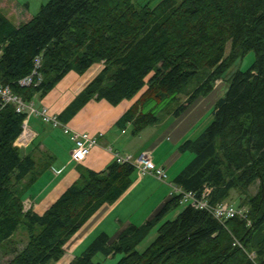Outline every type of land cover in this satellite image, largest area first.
Segmentation results:
<instances>
[{"label":"trees","instance_id":"obj_1","mask_svg":"<svg viewBox=\"0 0 264 264\" xmlns=\"http://www.w3.org/2000/svg\"><path fill=\"white\" fill-rule=\"evenodd\" d=\"M141 1L50 0L21 22L0 9V84L30 104L68 74L102 64L57 119L69 123L94 100L118 106L136 99L116 126L138 136L208 97L252 52L254 63L231 76L209 111L210 125L180 145L193 159L172 184L198 198L207 193L212 206L233 190L258 185V192L244 203L247 219L221 221L184 205L163 222L183 205L182 194L173 192L154 218L128 226L114 242L99 234L70 264H97L98 254L123 255L117 264H264V0ZM30 78V86L21 84ZM27 118L14 104L0 103V249L17 246L14 238L25 230L27 244L14 247L7 264H49L66 255V245L102 206L121 199L138 172L115 159L103 172L81 174L43 215L26 211L24 196L50 165L22 155L17 141ZM158 225L157 238L139 252Z\"/></svg>","mask_w":264,"mask_h":264},{"label":"crops","instance_id":"obj_2","mask_svg":"<svg viewBox=\"0 0 264 264\" xmlns=\"http://www.w3.org/2000/svg\"><path fill=\"white\" fill-rule=\"evenodd\" d=\"M10 1L0 0V9L7 12L9 17L16 16L19 22L22 19L33 18L26 15L28 9L25 5L24 8L19 5L17 9L14 7L11 9ZM102 69L103 65H96L84 75L74 72L68 74L42 100L34 99L38 104L37 109L47 108L51 115L58 117ZM211 94L206 98H199L180 117H169L161 124L147 128L138 136L131 135L130 127L121 129L116 126L136 99L124 101L118 106H112L104 100L91 101L66 124L72 132L88 133L98 139V146L82 163L71 162V153L75 148V143L70 134L66 135L61 128L53 126L51 127L59 129L61 134L52 129L43 130V126L38 125L36 118H29L28 128L34 135V140L31 143L19 145L22 155L26 156L31 153L35 158L38 155L44 156L45 163L50 165L49 169L24 196V206L29 205L25 210L43 215L73 184L78 182L82 174L81 171L103 172L115 161V154L123 157L129 155L135 159L145 152L153 156L157 167L166 170L169 183L160 181L154 175H146L142 178L137 176L132 187L118 202L102 206L72 238L66 245V249L70 247V250H66V255L75 254L76 249L84 244L85 240L94 234L97 228L102 226L101 233L108 234L112 242L116 241L128 226L132 224L140 226L134 219L136 209L153 198L154 205L148 207L150 211L146 213L145 217L148 221L151 220L172 198L174 191L171 185L174 178L193 159L191 154L180 152V145L185 141L198 138L206 126L212 122L213 118L209 111L213 105L203 109L204 102L210 98ZM43 124L45 125L44 122ZM40 160L42 159L39 158ZM130 198L133 199L132 203ZM127 201L132 205L138 206L139 202L142 204L138 208L133 207L132 213L127 214L123 209ZM145 206L146 204L142 210ZM110 232L113 236L110 235ZM80 233L82 234L80 240L71 246L72 241Z\"/></svg>","mask_w":264,"mask_h":264},{"label":"rangeland","instance_id":"obj_3","mask_svg":"<svg viewBox=\"0 0 264 264\" xmlns=\"http://www.w3.org/2000/svg\"><path fill=\"white\" fill-rule=\"evenodd\" d=\"M17 3H15L16 7H14V9H17V6H22L24 8V5L28 6V11H27V16H31V17H35V15H37V13L39 12L40 8L42 7V5L47 4L50 0H16ZM15 2V1H14ZM146 0H142L141 3H145ZM26 12V11H25ZM229 53V50L227 52V54ZM255 61V54L254 53H249L243 60H239L238 63L236 64V66H234L233 68L230 69V71L228 72V74L221 80H219L214 88V92L211 94L210 98L207 99L204 104H203V109H207L210 106L214 105L217 100L220 98V96L223 94L224 90L226 89L228 83L230 82L231 76L239 69L240 71H246ZM102 65V64H100ZM181 100L185 99V96H180ZM33 103L35 104L34 108L37 109L38 104L36 103V101L34 100ZM29 118L34 117V119L36 118L38 120V125L39 126H43L42 129L49 131L50 129L57 131L59 134L60 131L59 129H53L51 127V125L43 124L42 119H40L39 117H35L32 114L28 115ZM29 118H27V121L29 120ZM42 122H41V121ZM206 122V121H205ZM43 125H42V124ZM209 125V124H208ZM208 125L206 126V128L208 127ZM27 133L30 131L28 126H27ZM205 129V128H204ZM203 131V130H202ZM31 132V131H30ZM29 132V133H30ZM29 136V135H28ZM32 139L29 142H22L20 141V139H18L19 141V145L22 144H28L31 143L34 140V135L31 134ZM23 138V136H22ZM21 138V139H22ZM17 141V142H18ZM35 158V156H33ZM39 158L42 159L40 161L45 160V157L41 155L36 156V161L38 162V164H41L39 161ZM81 173L85 174V171H81ZM138 176V173L136 174V177ZM167 183H169V178ZM79 184L81 185L82 182H79ZM173 188V187H172ZM175 186L173 188V191L176 192L175 190ZM258 192V185H255L253 187H251L247 193H242L241 189L239 190H233L230 194V197L227 199V201L225 203H229L232 204L234 206H240L241 204L243 205L245 202L248 201L249 198L255 196ZM247 197V198H246ZM146 199V198H145ZM131 201V203L133 202V199L130 198L129 199ZM153 198H151L150 200H148V203H144L141 207L138 208V206H140L142 203L139 202L138 206L137 205H132L131 203H129L128 201L124 204L123 209L125 210V212L128 213H132V211L134 210V208H138L136 209L135 213V221L138 223V225H142L143 223H145L146 221H148L146 217V213H148V211H150V209L148 207L154 205L153 204ZM146 204V206L143 208L142 207ZM27 206H25V208H28L29 205L26 204ZM243 206L246 207H242V208H246V210L248 209L247 204H244ZM134 207V208H133ZM185 206L182 205L178 210H175L173 212H171L166 219L163 221H172L174 219H176V217L180 214V212L182 211V209ZM161 225V224H160ZM158 225L150 234L149 236L138 246V251L139 252H144L145 250H147V248L154 242V240L157 238L158 236ZM103 226L100 228H97L96 232H94V234H92L88 239H86L85 243L80 245L79 248L76 249V253L75 254H67L66 256H64L60 261L58 262H51L49 264H70L72 262V260L74 258H72L71 256L75 257V256H79L91 243L92 241L103 231ZM110 235L113 236L112 232H110ZM82 237V234L80 233V235H77V237L72 241L71 246L74 245V242H78L80 240V238ZM14 242L16 244H18L17 246H14L15 248H18V251H21L25 245L28 242V235L27 232L25 230L20 231L14 238ZM12 246L9 247H4L0 249V264H7L9 261H11L14 258V254L12 253V251L15 249ZM70 250V247L67 248ZM66 249V250H67ZM70 256V257H69ZM123 257V255H117L114 258H105L103 255L98 254L96 255V257L94 258V262L97 264H117L119 262V260Z\"/></svg>","mask_w":264,"mask_h":264},{"label":"built area","instance_id":"obj_4","mask_svg":"<svg viewBox=\"0 0 264 264\" xmlns=\"http://www.w3.org/2000/svg\"><path fill=\"white\" fill-rule=\"evenodd\" d=\"M23 86H30L32 84V79H27L21 82ZM0 103L14 104L18 113H26L27 115L32 114L37 117H41L43 122L50 124L54 128H61L66 135H71L72 140L75 143V148L71 153V162L82 163L90 155L92 150L98 146L99 142L96 137L88 133H78L72 132L66 124H62L58 121L56 116L49 113L47 108L38 110L34 108L35 104L32 102L30 104L25 103L21 98L16 96L9 87H5L0 84ZM29 118V117H28ZM28 121L26 120L23 125V133L19 138L22 142H29L31 137V132L27 133ZM29 135V136H28ZM23 136V138H22ZM22 138V139H21ZM115 159L120 164L131 163L136 166L138 176L140 178L146 175H154L160 181L167 182L168 174L164 168L157 167L153 161V156L149 153H142L137 158L133 159L131 156H120L115 154ZM173 188L174 186L171 185ZM176 193L182 194L181 204L186 206H191L199 210H206L212 213L217 219L221 221H226L234 217H240L247 219L246 209L237 208L236 206L229 203H221L216 206L209 204L207 200V193H204L201 198H198L196 194L191 192H183L179 188H175Z\"/></svg>","mask_w":264,"mask_h":264}]
</instances>
